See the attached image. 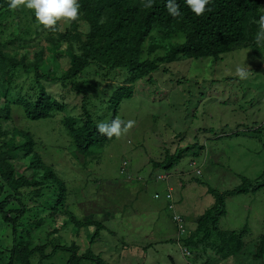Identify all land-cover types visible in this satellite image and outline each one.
I'll return each mask as SVG.
<instances>
[{
    "label": "rangeland",
    "instance_id": "374dc122",
    "mask_svg": "<svg viewBox=\"0 0 264 264\" xmlns=\"http://www.w3.org/2000/svg\"><path fill=\"white\" fill-rule=\"evenodd\" d=\"M0 21V43L16 40L5 47L6 51L18 58L29 53L28 64L34 62L37 51L42 75L60 76V69L72 63L71 57L82 55L77 48L79 39L62 40L56 50L63 54L53 60L46 49L50 33L23 6L2 12ZM57 24L56 30L61 32L70 25L63 21ZM82 25L73 34L80 32L85 41ZM152 36L160 34L154 32ZM183 40L182 36L174 37L165 44L168 47ZM164 54L159 49L152 57ZM237 66H246L247 78L236 76ZM19 77L15 92L25 96L33 84V74L22 72ZM112 77V81H105L102 71L93 65L77 79L67 81L68 88H54L52 93L65 96L68 110L46 121L31 122L20 105H11V120L5 126L32 136L34 152L63 182L66 196L62 208L52 214L44 199L33 202L22 196L26 191L18 193L16 199L21 198L28 212L12 214V219H19L15 229L5 224L0 214V264H8L14 241L30 243V251L45 246L49 254L57 237L55 229H59L61 243L77 242L82 251L91 249L105 264H202L181 242L193 235L198 219L214 206L216 200L208 188L231 191L243 178L264 183V134L256 133L264 129V61L250 50L232 52L218 62L181 59L162 65L152 77L137 82L133 99L121 104L116 118L135 121L133 127L102 150L84 157L75 149L62 120L68 114L82 115L84 104L90 114H106L103 101L112 88L125 83L117 72ZM2 149L6 151L4 146ZM177 153L181 158L171 170L154 168V163ZM12 163L17 177L31 178L34 174L29 168L30 158L14 157ZM7 194L12 192L5 193L0 201ZM21 208L15 201L7 210ZM226 211L220 230L247 232L241 252L221 264H258L253 255L264 235V188L227 198ZM176 215L185 234L173 219ZM97 224L104 225L105 230L91 245ZM77 227H81L79 236ZM178 236L182 237L180 244ZM207 253L209 264H220L212 259L214 251ZM67 259L56 255L43 264H64ZM39 260L36 255L32 264Z\"/></svg>",
    "mask_w": 264,
    "mask_h": 264
},
{
    "label": "trees",
    "instance_id": "16d2710c",
    "mask_svg": "<svg viewBox=\"0 0 264 264\" xmlns=\"http://www.w3.org/2000/svg\"><path fill=\"white\" fill-rule=\"evenodd\" d=\"M8 2L9 0H0V14L11 10ZM78 2L79 18L70 22L65 32L56 30L58 24L54 26L55 30L42 26L50 33L46 37V49L53 60H57L63 54L61 49L56 50V46L62 40L81 41L77 48L82 51V55L71 57L72 63H69L67 69H60V76L40 73L42 59L38 57L40 53L37 51L33 57L34 62L31 60L28 64L26 60L29 53L21 54L18 58L16 54L11 55L6 51L5 47H10L16 40L7 44L0 43V142L3 143L0 145V183H2L0 198L5 193L12 192V195L7 194L6 198L0 201V214L2 221L13 226L14 229L17 228L19 219H12V214L22 216L28 212L21 198L16 199L18 193L26 191L21 193L22 196L33 202L44 199L46 205L51 207L52 214H56L57 209L62 208L66 189L52 168L34 152L35 143L32 136L5 126L11 120V105H20L26 119L31 122L46 121L52 118L53 114L67 113L68 110L65 96L55 95L51 90L55 88L62 91L68 88L67 81L77 79L90 66L94 65L102 71L105 81H112L113 73L122 75L120 79L125 82L124 85L112 88L108 99L103 101L106 114L100 117L90 114L85 110L84 104L82 115L68 114L62 120L75 149L86 157L92 155L93 150H102L116 139L115 136L109 138L100 134L97 131V124L115 119L121 104L133 99L136 83L152 77L162 65L174 64L181 59L196 61L212 59L218 62L223 56L241 49L250 50L254 56L264 61V39L260 42L255 39L259 30L256 21L264 14V0H210L205 6V12L200 16L191 11L185 0H176L181 13L176 17L169 15L165 7L166 0H153L151 7L144 6L145 0H78ZM30 14L35 18L33 11L30 10ZM81 21L86 22V25H82L86 30L85 41L82 40L80 32L73 34ZM2 29L0 21V30ZM41 32L42 30L39 29V36ZM154 32L160 36L153 37ZM180 36L184 38L182 43L166 46V41ZM147 43L149 46L145 50ZM73 48L76 49L75 44ZM159 49H163L165 54L152 57V54ZM22 72L33 74V84L30 92L25 96L15 92L18 90L15 82L19 80V74ZM31 92H34V95H30ZM261 132L264 134V129L256 133ZM9 135L10 139L5 142V138ZM2 146L6 151H3ZM14 157L20 160L30 158L29 168L34 171L31 178L15 175V167L12 163ZM180 158V153L167 156L164 162L154 163V168L169 171L175 167ZM262 188L264 183L252 182L247 178H243L242 184L231 191L221 193L209 187L208 193L214 196L216 202L198 219L196 231L190 237L183 239L182 246L194 251L193 254L202 264H209L210 257L207 253L209 250L214 251L212 259L215 258L220 264L237 256L244 247L243 239L247 230L239 232L220 230V221L227 214L226 199L251 192L256 193ZM15 201L22 208L19 211L7 210ZM42 224L39 222V225ZM80 230L81 227H77V236ZM104 230V225L97 224V229L91 237V245L95 244ZM53 233L57 237L51 243L53 247L49 254H46L45 246L30 251V243L14 241L8 264H32L36 255L40 259L37 264L50 261L56 255L68 256L64 264L86 262L105 264L91 249L82 251L77 242L70 245L64 241L61 243L59 229H55ZM259 244L253 256L256 263L264 264V235L260 237Z\"/></svg>",
    "mask_w": 264,
    "mask_h": 264
},
{
    "label": "clouds",
    "instance_id": "9594fccd",
    "mask_svg": "<svg viewBox=\"0 0 264 264\" xmlns=\"http://www.w3.org/2000/svg\"><path fill=\"white\" fill-rule=\"evenodd\" d=\"M152 2L153 0H145L144 6L151 7ZM209 2L210 0H185V4L197 16H200L205 12V6ZM21 6L25 9L33 11L38 24L43 25L45 28H52L53 30H55L54 26L58 21H63L67 24L72 21H76L80 15V4L78 0H9L8 2V7L10 9H17ZM165 7L169 15L173 17L181 15L179 5L176 3V0H166ZM81 23L86 25V22L84 21H81ZM256 23L259 26V30L256 33L255 39L257 42H260L264 39V14L259 16ZM235 74L240 79L247 78L248 71L246 70V66H237ZM134 123L135 121L133 120L123 121L120 118H115L110 122H101L97 124V131L109 138L113 136L119 137L122 133H126L130 128H132ZM173 207L175 209L174 204ZM177 224L179 227L180 224ZM182 229V232L185 234L183 226ZM181 238L182 237L180 236L177 237L178 243L181 241Z\"/></svg>",
    "mask_w": 264,
    "mask_h": 264
},
{
    "label": "built area",
    "instance_id": "2783aa9c",
    "mask_svg": "<svg viewBox=\"0 0 264 264\" xmlns=\"http://www.w3.org/2000/svg\"><path fill=\"white\" fill-rule=\"evenodd\" d=\"M174 220H175L177 223H180V222H181V219H180L178 216H174ZM180 230L183 231L182 226H180Z\"/></svg>",
    "mask_w": 264,
    "mask_h": 264
},
{
    "label": "crops",
    "instance_id": "0c3cea01",
    "mask_svg": "<svg viewBox=\"0 0 264 264\" xmlns=\"http://www.w3.org/2000/svg\"><path fill=\"white\" fill-rule=\"evenodd\" d=\"M178 216H179V215H178ZM179 224H180V225H179V228H180V226H182V222H180Z\"/></svg>",
    "mask_w": 264,
    "mask_h": 264
}]
</instances>
